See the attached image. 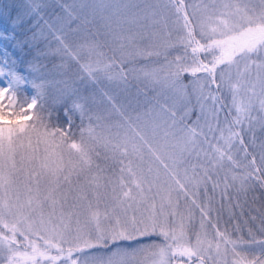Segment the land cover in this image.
Listing matches in <instances>:
<instances>
[{
	"label": "snow or ice",
	"instance_id": "1",
	"mask_svg": "<svg viewBox=\"0 0 264 264\" xmlns=\"http://www.w3.org/2000/svg\"><path fill=\"white\" fill-rule=\"evenodd\" d=\"M169 5L174 18L157 21L161 30L134 55L162 57L168 71L159 80L187 104L191 89L199 111L189 126L178 124L175 111L165 109L170 122L165 121L163 143L157 138L161 125L154 121L141 124L139 117L133 121L116 109L124 123L102 124L108 117L80 102L71 108L81 120L78 139L69 110L66 128L50 127L47 117L34 111L43 83L31 81L37 95L18 102L16 89L27 77L8 65L6 51L0 58V78L6 82L0 87V264H78L74 254L85 249L151 236L160 239L131 251L118 247L93 257L91 264H264V239H233L220 226L219 210L212 215L211 198L198 200L199 189L207 196L209 185L220 187L214 176L221 171L226 173L222 199L230 186L228 171L232 182L240 181L241 192L248 181L264 186V143L257 165L244 140L248 133L255 144L254 128L264 130V0L191 5L167 0L165 7ZM15 7L5 5L0 13L13 29L23 28L33 12L38 15V5L13 15ZM44 24L59 47L37 49L26 71L40 70L39 57L63 53L79 65L87 87L96 83V73L114 66L115 58L105 59L96 42L73 49L52 25ZM0 38L9 36L0 33ZM36 38L33 33L22 44L34 47ZM184 75L192 77L187 84ZM224 90L230 96L228 114ZM240 151L250 159L237 176L241 165L235 152ZM101 155L119 166L115 178L102 175ZM260 230L264 232V221Z\"/></svg>",
	"mask_w": 264,
	"mask_h": 264
},
{
	"label": "rangeland",
	"instance_id": "2",
	"mask_svg": "<svg viewBox=\"0 0 264 264\" xmlns=\"http://www.w3.org/2000/svg\"><path fill=\"white\" fill-rule=\"evenodd\" d=\"M193 3L198 4L200 0H185L186 5ZM166 4L167 0H0V13L4 12L5 5L16 6L12 9L13 15L17 10L23 12L28 11L32 5L39 6L38 15L33 12L27 18V23L23 27L26 32L25 36L23 37L22 34V42L31 41L33 33L37 34L34 42L36 50L47 51L49 48L55 50L59 47V42L54 38L52 31L44 24V21H47L52 25L53 31L64 36L65 42L71 48L75 49L77 45L86 42H96L99 45V51L105 54V59L115 58L114 66L107 73H96V83L88 84L87 87H84L85 82L80 79L83 73L79 65L63 53L39 57L36 61L40 66L38 72L27 71L25 74H20L18 67L13 65L8 50L5 49L6 44L13 42L19 29H13L10 20L1 15L0 33L8 35L9 39L0 38V58L4 57L6 51L8 65L18 71L20 75L26 76L28 81L16 89L17 101L23 102L25 98L30 101L32 96L37 95V89L32 87L31 81H35L37 84L43 83V96H38L37 109L34 111H41L48 107L49 113L53 117L49 126L66 128L68 119L65 116V111L69 110L73 121L71 131L76 134L77 139L79 138L81 120L78 112L71 111L74 102L84 103L92 113L108 117L107 120L101 121L102 124L124 123L116 109L133 121L139 117L141 124L145 121L151 124L154 121L161 125L157 130V138L161 140V143H163L165 121L170 122L169 112L165 109L175 111L178 124L191 126L199 111L195 98L191 96V89H189V94L192 102L187 104L183 98L165 87L159 80L168 71L162 57L144 58L134 55L138 48L148 46L149 39L154 32L161 30V25L156 23L157 21H160L162 17H167L169 21L174 18L171 6L165 7ZM188 10L191 11V8L189 7ZM22 42L19 44L20 47L25 45L30 47L28 43L22 44ZM121 44L124 45L123 48H121ZM171 51L175 52L176 50L172 49ZM15 63L18 64L20 61L17 60ZM145 73L150 75H145ZM191 79L192 77L188 75L182 77L186 84ZM4 86H6L5 79L0 78V87ZM257 90H259V86H257ZM222 96L226 105L225 114H228L230 96L226 90L222 91ZM82 97H87V99L82 100ZM189 108L192 111L185 116ZM232 115L235 113L232 112L229 119ZM253 115H259V113L254 112ZM87 122L85 120V124ZM95 123L96 121L93 120L94 125ZM255 128H259V126ZM237 161L241 164V161L245 160L241 157ZM97 163L104 169L103 176L115 178L118 174L119 166L114 164L111 159L105 160L101 155L97 158ZM237 171L238 168L235 169V174L242 176L245 170L240 174ZM225 174L224 171H221L218 176H215V179L221 180V185L215 190L209 185L207 196H204L203 188L199 189L198 200L200 202H203L202 199H204L206 203L212 194H220L221 187L225 183ZM232 174V171L227 172L229 188L234 189L235 195L243 199L241 196H246L247 190L239 191L240 181L232 182ZM202 194L204 195L201 198ZM101 206L103 207V204ZM237 209L239 206L229 208L225 210V213L227 216L234 215ZM215 212L216 209L212 214ZM243 223L245 230L251 228L248 222ZM256 226L261 227V224L256 223ZM159 239V237L151 236L134 241H117L109 243L106 248L85 249L81 253H75L74 258H77L78 264H91L93 257L106 256L118 247L131 251L141 244ZM262 239L264 237L257 240ZM254 247H258V245Z\"/></svg>",
	"mask_w": 264,
	"mask_h": 264
},
{
	"label": "trees",
	"instance_id": "3",
	"mask_svg": "<svg viewBox=\"0 0 264 264\" xmlns=\"http://www.w3.org/2000/svg\"><path fill=\"white\" fill-rule=\"evenodd\" d=\"M24 30V28H19V31L15 35V39L13 40V42L11 44L5 45V49L8 50L9 56L10 58H12L11 61H20V63L18 64H13L18 67V71L20 74H25L27 72L26 66L29 65L28 63H32L36 53V49L32 46L28 47L27 45H25L23 47H20L19 44L23 40L22 34L24 37L26 33ZM41 112L47 117V121L50 125L53 120V117H51L48 107L47 109L45 108L44 110H41ZM48 114H50V116ZM253 134L255 136V144L251 143L252 135L248 133L244 134V140L245 143L248 145V151L253 155H256L257 165H259V154L261 152L260 145L261 143H264V130H261L260 127L254 128ZM241 157L245 161H241V168H238L237 171L239 174L245 170L243 165L247 163V159H250L245 158L244 153L242 151L235 152L236 160H240ZM215 178L216 177L214 176V179ZM246 183V196H241L243 197V199L238 198V196L235 195L234 189L231 188H228V195L223 199L221 198V191L220 194H212V197L209 196V198H211V206L213 207V209L219 210L220 226L222 228H227L233 238L251 241L253 237H255L256 239L264 237V232L260 230V227L256 226V223L261 224L262 221H264V210H262V208L264 207V186H262L259 181H248ZM209 193L211 192L209 191ZM203 195L204 194H202L201 198L203 197ZM202 201L205 203L204 199H202ZM238 206L239 209L236 210L234 215H226L225 210H228L232 207L237 208ZM212 215H216V212ZM243 222L249 223L251 227V235L253 234L252 236L249 234V230H245V228L243 227Z\"/></svg>",
	"mask_w": 264,
	"mask_h": 264
}]
</instances>
